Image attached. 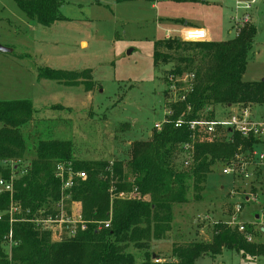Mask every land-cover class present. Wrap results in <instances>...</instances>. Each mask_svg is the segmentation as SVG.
Masks as SVG:
<instances>
[{
    "label": "rangeland",
    "instance_id": "1",
    "mask_svg": "<svg viewBox=\"0 0 264 264\" xmlns=\"http://www.w3.org/2000/svg\"><path fill=\"white\" fill-rule=\"evenodd\" d=\"M251 1L63 0L60 12L64 19L44 27L29 19L15 0H0V45L12 50L0 52V102L27 100L35 110L33 119L20 128L26 150L21 162L18 161L17 171L31 163L40 142L61 141L70 143L74 160L120 163L124 175L131 178L127 165L132 144L148 142L158 131L155 125L161 123L171 108L169 97L165 98L164 94L167 89L164 72L189 64L172 62L155 66L154 42L164 39L168 33L181 39L184 23H189V28L209 30V40L215 43L235 39L246 25L253 26L256 34L247 53L243 81L264 80V0H255L248 8ZM246 16L249 20L243 22ZM182 56L192 57L194 61L176 79L184 90L194 77L191 73L204 66L206 60L201 49L187 48ZM47 67L74 72L90 70L93 85L79 82L71 86L39 79V70ZM250 107L256 118L264 117V105ZM212 108L220 118L228 112V106ZM255 151H264V145ZM186 159L184 153L179 154L172 165L177 170H187ZM224 168V162L215 164L206 182L201 184L200 192L192 182L188 183L184 201L173 204L171 229L164 239H152L147 250H138L129 244L127 252L134 255L136 264L143 263L146 253L163 262L171 260L175 248L210 242L214 226L228 225L231 221L253 227L251 244L264 245V223L255 217L264 206L263 196L244 205L232 220L235 205L242 202L243 195L246 198L253 189L260 193L259 189L264 188L263 176L239 179L222 174ZM16 177L13 175V180ZM58 201L48 197L37 219L49 216L54 220H61L63 216L77 219L81 214L82 204L75 202L71 195L64 198L63 208ZM21 213L12 210L8 215L16 219ZM50 225L59 230V224ZM71 226L63 224L69 230ZM40 231L51 232L52 241L70 236L64 229L56 237L53 231L41 227ZM13 247L10 239L2 244L8 258ZM195 264H264V256L244 257L226 250L215 259L203 256Z\"/></svg>",
    "mask_w": 264,
    "mask_h": 264
},
{
    "label": "trees",
    "instance_id": "2",
    "mask_svg": "<svg viewBox=\"0 0 264 264\" xmlns=\"http://www.w3.org/2000/svg\"><path fill=\"white\" fill-rule=\"evenodd\" d=\"M15 1L29 19L41 26L49 27L64 19L60 12L63 0ZM255 34V27L246 25L235 39L220 43L185 42L174 37L154 42L155 66L189 63L164 72L167 86L182 77L193 64L192 57L182 56L187 48L204 51L206 63L191 73L194 78L188 82L185 101L171 103L172 115L162 130L155 131L148 142L132 144L127 165L131 178L124 175L120 163L74 160L70 143L61 141L40 142L31 163L14 171L7 165L21 162L26 142L20 128L33 119L35 110L27 100L0 102V164H7L0 165V175L8 181L13 175L17 176L13 195L0 194V213L6 212L12 204L22 209V216L13 223L8 215L0 220V264H136L134 255L127 252L129 244L138 250H147L152 239H164L171 229L173 204L184 201L188 183L192 182L198 192L202 191L201 184L206 182L215 164H227L241 151L260 144L227 129L211 136L200 128L192 131L187 124L217 105H264V80L243 81L247 53ZM38 77L71 86L79 82L93 85L90 70L74 72L47 67L39 70ZM170 77H174L172 81ZM176 85L179 88L182 84ZM164 94L165 98H170L167 89ZM208 113L207 119L215 118L213 108ZM182 116L185 124L176 128L174 124ZM188 146L191 149H186ZM183 153L190 158L186 166L189 169L177 170L172 161ZM61 163H71L74 171L87 174V180L78 181L70 191L74 201L82 204L81 216L87 229L78 230L73 237L62 241H52L50 233L41 232L31 221L38 216L48 197L52 201L60 199L61 186L55 179V169ZM263 189H259L260 193L255 189L251 192L264 197ZM122 194L132 196L124 198ZM108 222L109 227L105 228ZM252 228L248 226L247 231L253 232ZM8 239L14 243L10 258L2 248ZM226 250L244 257L264 256V245L248 243L236 227L220 223L214 226L210 242L175 248L172 259L162 264H195L203 256L215 259ZM153 256L146 253L142 264H154Z\"/></svg>",
    "mask_w": 264,
    "mask_h": 264
},
{
    "label": "built area",
    "instance_id": "3",
    "mask_svg": "<svg viewBox=\"0 0 264 264\" xmlns=\"http://www.w3.org/2000/svg\"><path fill=\"white\" fill-rule=\"evenodd\" d=\"M94 1L98 3H104L106 0ZM254 3L255 0L251 1L248 5V8H250ZM243 20V22H245V20L248 21L249 17L246 16L243 18ZM207 39L208 34L203 29H188L183 32V41L185 42H204L207 41ZM177 80L173 81L174 83H171V85L167 86V90L169 91L170 95L169 102L171 103L184 102L186 99V94L189 91V88L187 87L184 90H181L180 87L178 88L176 83L179 82H176ZM192 80L193 79H191L190 81ZM170 81H172V79H170ZM210 110L211 109H208L207 112L201 113L199 118L195 119V121L187 122L189 129L192 131H196L198 128H200V130H203L211 136L218 135L219 130L221 131L227 129L232 133L240 135L244 139H253L259 141L260 143L257 144L256 147H253L245 152L241 151L240 148L241 153L237 154L234 160H231L229 163L225 164V168L222 170V174L231 175L232 177H237L239 179H249L252 177H256V175L258 174L259 176H263L262 181H264V151L259 153L255 151V149H257V146L259 147L261 145H264V117L260 119L256 118L253 115L252 108L250 106L245 107L243 105H234L228 107V112L223 115V118L217 117V115L215 114L214 119H207L209 116L208 112ZM165 115L161 123L155 125V128L158 131H161L163 126L167 123V118L172 115V111H168ZM184 124L185 121L184 117L182 116L175 122L174 125L176 128H180ZM189 148L191 149L190 146L186 147V149ZM13 163L14 162H12L9 167H11L14 171H17L18 163L15 162L14 165H12ZM189 164L190 158H187L185 161V166H188ZM11 179V181L2 178L0 179V194L9 193L10 195H13L15 179L13 180V176ZM55 179L59 181L61 186V200L58 201V204L61 208H63L64 198L70 197V191L73 190L78 181L84 182L87 180V174L84 171H74L71 163H61L55 169ZM262 193H264V189L262 190ZM258 196V194H254L250 191L249 195H246V198H243L242 202L239 201L235 205L234 217L232 218V220L238 217L244 205L257 201L256 199ZM121 197L129 198L131 196L122 194ZM10 209L7 210V215L11 214L12 210L16 212L22 211L19 206H16L14 204L11 205ZM28 213L29 212H27V214ZM4 214L5 213H0V220L3 216H5ZM257 215L258 220L262 219L264 223V206L262 207L260 214ZM8 216L10 217V215ZM77 217V219L73 217L69 219L67 218V216H63L61 220H54L50 216L47 219H37L36 217L32 219L31 222L37 224L39 228L41 227L45 231L55 232L56 234L53 233L54 237L59 236L63 229L67 232V234L69 232V237H73L78 230L85 231L87 229V223L82 220L81 214H79ZM10 221L11 223H13L15 219L13 217H10ZM50 224H59V230L52 228L53 226H51ZM63 224L73 226H71L69 230L63 227ZM228 225L230 227H236L238 231L245 236L248 243L253 242L254 233L247 231V225L240 222L235 223L234 221H231L230 223H228ZM104 227H109V222L104 224ZM49 233L51 234V232ZM153 263L162 264L163 261L159 257H155L153 258Z\"/></svg>",
    "mask_w": 264,
    "mask_h": 264
},
{
    "label": "crops",
    "instance_id": "4",
    "mask_svg": "<svg viewBox=\"0 0 264 264\" xmlns=\"http://www.w3.org/2000/svg\"><path fill=\"white\" fill-rule=\"evenodd\" d=\"M117 2V1H116ZM118 3V2H117ZM190 26H189V23H184V28H183V30H182V38H181V40H183V32L185 31V30H188V29H203V28H189ZM203 30H205V28L203 29ZM206 32H207V34H208V41H210L209 40V30H205ZM170 37H173L172 35H171V33H168L165 37H164V39H168V38H170ZM180 39V38H179Z\"/></svg>",
    "mask_w": 264,
    "mask_h": 264
},
{
    "label": "water",
    "instance_id": "5",
    "mask_svg": "<svg viewBox=\"0 0 264 264\" xmlns=\"http://www.w3.org/2000/svg\"><path fill=\"white\" fill-rule=\"evenodd\" d=\"M0 52L1 53H11L12 50L6 47H3L2 45H0ZM256 219H258V215H256ZM156 256L154 255L153 258H155Z\"/></svg>",
    "mask_w": 264,
    "mask_h": 264
}]
</instances>
